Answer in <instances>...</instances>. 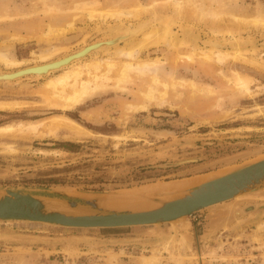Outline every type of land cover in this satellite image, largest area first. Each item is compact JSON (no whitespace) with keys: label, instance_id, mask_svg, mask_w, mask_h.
I'll list each match as a JSON object with an SVG mask.
<instances>
[{"label":"rangeland","instance_id":"1","mask_svg":"<svg viewBox=\"0 0 264 264\" xmlns=\"http://www.w3.org/2000/svg\"><path fill=\"white\" fill-rule=\"evenodd\" d=\"M81 1L88 0H0V50L22 61L14 67L38 61L37 55L52 46L72 51L102 37L108 24L116 23L102 18V12L135 8L140 2L152 5L153 21L165 23L169 35L193 36L192 42L202 45L212 34L235 35L243 39L240 47H255L257 55L264 52V23L255 19L258 14L264 18V0H180L181 15L174 11L173 0ZM93 1L99 10H91ZM49 26L65 30L47 37ZM222 45L231 47L227 41ZM191 49V43L176 47L162 42L149 51L165 59L158 67L162 79H191L212 92L193 93L183 85L176 94L169 89L166 101H151L145 109L132 106L142 102L139 79L99 88L66 110L42 96L46 78L29 75L0 82V100L24 102L0 109V125L41 122L33 134H0V193L5 188L37 195L53 190L87 197L127 193L201 181L262 158L264 112L246 111L264 105V69L234 58L222 64L176 59L178 52ZM146 53L143 49L140 55ZM8 68L0 62V70ZM235 71L253 78L250 89L257 94L236 91L227 79ZM87 108L94 109L78 115ZM54 115L67 116L80 129L57 122ZM192 158L197 160L161 165ZM147 196L169 197L158 191ZM258 200H264V189L158 225L76 228L0 219V264H140L143 256H155L156 264H264V215L243 222L247 213H235L241 203Z\"/></svg>","mask_w":264,"mask_h":264},{"label":"bare ground","instance_id":"2","mask_svg":"<svg viewBox=\"0 0 264 264\" xmlns=\"http://www.w3.org/2000/svg\"><path fill=\"white\" fill-rule=\"evenodd\" d=\"M81 2L86 4L89 3V0L87 2ZM90 3L93 5L91 10H99L96 8V1ZM139 3L135 2L134 6L136 7L131 9L123 10L121 7H113V9H107L102 12V18H110L114 22L117 20L116 23H109L108 32H105V35L102 37L91 42H85L72 51L64 52L67 48L61 45L57 47L52 46L51 50L43 51L37 55L38 61L24 67H14L18 66L22 61L9 58L6 52L0 50V62L9 67L8 69L0 70V82L9 84L15 79H20L22 76L25 77L29 75L36 79H42V77L46 78L40 86L42 96L45 98L49 97L52 101L58 102L62 108L68 109L83 101L88 96L98 93L97 89L99 88L106 89L117 87L122 82H131L135 79H139L143 82V87L140 91L142 102L132 106L135 109H145L151 101L158 103L166 101L169 89L173 90L176 94L178 93L177 87L183 85L190 86L189 88L193 93L204 94L212 92L209 86L199 85L191 79L172 78L171 81L162 79L159 75L158 67L163 64L165 59L159 55L151 56V52L149 51V48L152 46L159 47L162 42L169 46L176 47L182 43L193 44V49L178 52L175 56L176 59L182 58L192 62L198 58L204 62H217L222 64L224 61L234 58L249 62L264 69V52L257 55L254 54L255 47L252 49L240 47V43L243 41L240 36L231 35V37L228 38L224 37L223 34L222 37H216L217 35L215 36L212 34V36H207L204 40L205 45L198 44L196 41L193 43V36H185L183 38L182 36H177V34L173 36L169 35L167 31L168 27L165 23L159 21L156 23V21H153L151 14L152 5ZM172 5L174 6V11L178 10V15H181L179 14V9L182 6L181 1L173 0ZM154 8H156V6H153V9ZM144 13L146 16L143 15ZM141 15H143L141 21L132 22V18L137 19ZM255 19L264 23V18L259 16V14L255 16ZM71 23L72 22H69L68 26H72ZM68 29L70 28L68 27ZM64 30V27L53 28L49 26L45 34L47 37L59 31L63 34ZM14 36L13 34V37ZM65 40L67 41L68 38H65ZM226 41L230 43V48L223 47L222 43H226ZM143 49H145L147 53L145 55H140ZM59 53L62 54L60 55ZM54 55H57V57L54 58ZM227 79L236 91L247 92L251 96L257 94V92H253L250 89L253 78L249 74L235 71L233 76L227 77ZM23 103L24 102L18 100H0V108L12 109V107H16L17 105L21 106ZM261 112H264V105L259 104L251 107L248 112L246 111V113L250 115ZM55 118L57 122H69L63 116H56ZM40 124L41 122L32 121H22L16 124L7 123L0 125V134L7 133L12 135L18 133L24 136L30 133L33 134L32 132H34ZM70 125L71 128L73 127L75 129H78L80 126L74 121ZM193 182L191 180L189 183ZM187 184L188 182L179 183L178 185L146 186L132 192L110 196L103 200L102 203L106 206L116 208L126 206L133 208L151 206L147 195L156 191L169 196L177 195L183 190L179 191L180 186H186ZM243 194L245 193L237 194L233 198ZM252 207H254L253 202L245 203L241 207V213L237 212V214H243ZM47 208L63 210V203L59 200H52L47 202ZM187 216H182L169 222ZM140 264H156L155 256H143Z\"/></svg>","mask_w":264,"mask_h":264},{"label":"water","instance_id":"3","mask_svg":"<svg viewBox=\"0 0 264 264\" xmlns=\"http://www.w3.org/2000/svg\"><path fill=\"white\" fill-rule=\"evenodd\" d=\"M197 159L165 162L162 166H176ZM264 189V156L246 162L228 172L209 177L189 185L177 195L163 198L148 197L151 206L110 207L102 203L110 196L121 194L101 193L92 197L72 195L63 190H53L37 195L20 189L5 188L0 193V219L28 220L76 228H110L155 225L175 220L223 201L237 194ZM59 200L65 210L47 208V202ZM253 202V201H251ZM238 206L235 213H241ZM254 207L245 211L264 208V200L253 202Z\"/></svg>","mask_w":264,"mask_h":264},{"label":"crops","instance_id":"4","mask_svg":"<svg viewBox=\"0 0 264 264\" xmlns=\"http://www.w3.org/2000/svg\"><path fill=\"white\" fill-rule=\"evenodd\" d=\"M3 101H7V100H3ZM13 101V100H12ZM71 108H73V107H70V108H68V109H71ZM1 109V108H0ZM3 109H9V108H3ZM93 109L94 108H87V109H85V110H81L79 113H78V115H83V114H87V113H89V112H91V111H93ZM64 110H66V109H64ZM56 116H63V117H65V119L67 120V121H69V122H66V124L67 125H69L70 126V128H71V123L73 122V120H71L70 118H68L67 116H65V115H54V116H52V117H56ZM72 129H73V127H72ZM78 129H80V128H78ZM78 129H76V130H78ZM188 182V184L186 185V186H180V188H179V191L180 190H182V189H184V188H186L188 185H189V182H191V180H181V183H187ZM183 187V188H182ZM178 191V192H179ZM177 192V193H178ZM243 196V195H242ZM234 203L236 202V201H233ZM253 202H255V201H253ZM246 203H251V202H246ZM241 204H245V203H241ZM240 204V205H241ZM239 205V206H240ZM239 208V207H238ZM258 211H259V213H258ZM261 211L260 210H257V211H250V212H248L245 216H244V221L243 222H247V221H249V220H251V219H253L256 215H264V210L262 211V213H260Z\"/></svg>","mask_w":264,"mask_h":264},{"label":"trees","instance_id":"5","mask_svg":"<svg viewBox=\"0 0 264 264\" xmlns=\"http://www.w3.org/2000/svg\"><path fill=\"white\" fill-rule=\"evenodd\" d=\"M69 144H72L73 145V143H71V142H59V145L60 146L68 147V146H70Z\"/></svg>","mask_w":264,"mask_h":264}]
</instances>
